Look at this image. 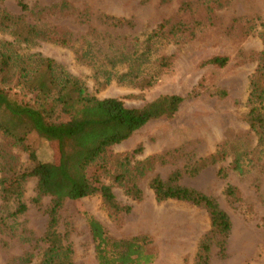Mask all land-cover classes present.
<instances>
[{
  "label": "rangeland",
  "instance_id": "374dc122",
  "mask_svg": "<svg viewBox=\"0 0 264 264\" xmlns=\"http://www.w3.org/2000/svg\"><path fill=\"white\" fill-rule=\"evenodd\" d=\"M19 1L27 9L21 10ZM63 2L68 5L65 9L60 8ZM0 11L21 15L28 23L73 38L66 46L35 40L16 45V49L52 58L98 98L115 97L128 107H141L160 95L184 97L171 117L149 120L107 150V155L113 156L137 149L133 164L155 157L152 168L135 180L140 198L126 192L131 181L119 185L105 178L112 200L96 194L62 205L58 231L72 249L74 264H98L85 213L96 217L111 237L147 235L149 249L155 253L148 264H194L198 244L210 228L208 213L174 199L158 202L150 187L152 178L165 180L176 169L181 170L180 184L215 198L230 218L225 254H218L213 245L210 264H264V141H259V134L246 121L249 83L264 51V0H0ZM103 16L127 19L132 26H109ZM164 21L169 24L153 39L136 70L138 76L120 80L127 71L123 55L141 53L147 36ZM172 24H178L179 30L169 31ZM1 41L12 38L0 31ZM85 49L94 55L101 70L80 58ZM217 55L228 58L225 66L206 64ZM161 59L166 66H160ZM103 67L111 72L106 84ZM150 79L153 82L147 85ZM217 89L226 91L225 96L214 94ZM261 112L264 114V105ZM28 143L38 160H58L55 143L35 135ZM218 149L227 153L224 159L194 175L188 171L196 160ZM2 151L12 154L21 166L29 165L27 152L0 133V155ZM235 162L240 170L234 168ZM220 167L226 169L224 178L217 175ZM108 168L113 171L114 165L110 163ZM92 171L91 166L87 172ZM227 184L236 188V199L225 196ZM35 185V178L23 184L27 208L16 216L11 215L15 204H4L0 195V264L41 262L46 249L42 241L45 210L51 197L44 196L40 205L34 204Z\"/></svg>",
  "mask_w": 264,
  "mask_h": 264
},
{
  "label": "trees",
  "instance_id": "16d2710c",
  "mask_svg": "<svg viewBox=\"0 0 264 264\" xmlns=\"http://www.w3.org/2000/svg\"><path fill=\"white\" fill-rule=\"evenodd\" d=\"M169 0H160L167 3ZM21 10L27 5L18 2ZM63 2L60 8H67ZM105 24L112 27L132 26L124 18L103 16ZM168 21L160 23L145 40L141 53L123 55L127 71L120 75V80L131 81L137 75L153 39L162 35ZM178 24H172L169 31L179 30ZM0 31L7 32L12 41L0 42V133L12 140L15 145L27 152L28 166H21L12 154L0 155V195L4 204H15L12 216L23 213L27 206L22 199L23 184L30 178L36 179L35 197L32 202L41 204L44 196H50V205L46 208V228L42 241L46 244L40 264H74L72 249L64 242L58 231L59 211L67 200L102 195L106 201L113 199L110 185L104 182L110 178L119 185L132 182L126 192L132 197L140 198L141 190L135 180L153 166L155 157L132 163V153L107 155L112 145L127 139L149 120L161 116L171 117L184 100L177 94L160 95L141 107H128L115 97L98 98L88 92L82 80L65 71L52 58L40 53H21L16 45L28 44L35 40H48L61 45H69L72 39L67 34L51 31L45 27L23 20L21 15L0 11ZM80 58H85L97 70L100 63L89 49L81 51ZM99 62V60L97 59ZM110 63L112 59L108 58ZM225 56H214L206 64L223 67L227 64ZM161 59L160 66H166ZM105 77L103 84L110 81L111 72L103 67ZM147 85L152 80L146 81ZM249 111L246 121L250 129L259 134L263 142L264 114V51L261 52L259 65L249 83ZM189 93L188 95H190ZM197 94L192 91V95ZM214 94L225 96L226 91L217 89ZM31 135L47 142H53L57 148L58 160L40 161L35 150L28 143ZM225 150L218 149L208 157L199 158L188 170L198 173L209 164L217 163L226 156ZM160 162H163L161 159ZM112 163L114 170L108 166ZM93 167L88 174L89 167ZM234 168L240 170L235 162ZM217 175L224 178L226 169L220 167ZM181 170L176 169L165 180L155 176L150 181L155 200L167 199L187 202L200 206L209 215L210 228L200 240L195 254L194 264H210L211 249L218 247V254L224 255L226 240L231 229L228 214L222 210L210 195L193 187L180 184ZM236 188L227 184L224 194L236 199ZM86 224L94 243L95 258L98 264H148L155 259V253L149 249L150 239L147 235L128 238L111 237L100 221L85 213Z\"/></svg>",
  "mask_w": 264,
  "mask_h": 264
}]
</instances>
